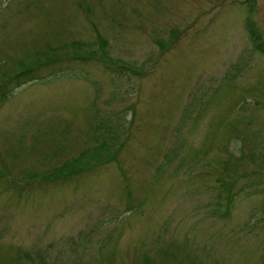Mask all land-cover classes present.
<instances>
[{
	"label": "rangeland",
	"instance_id": "374dc122",
	"mask_svg": "<svg viewBox=\"0 0 264 264\" xmlns=\"http://www.w3.org/2000/svg\"><path fill=\"white\" fill-rule=\"evenodd\" d=\"M250 1L0 0V264H264Z\"/></svg>",
	"mask_w": 264,
	"mask_h": 264
},
{
	"label": "trees",
	"instance_id": "16d2710c",
	"mask_svg": "<svg viewBox=\"0 0 264 264\" xmlns=\"http://www.w3.org/2000/svg\"><path fill=\"white\" fill-rule=\"evenodd\" d=\"M256 7V0H251L250 1V6H249V12H253L254 9ZM250 37L252 38L253 44L255 46V48L261 52V54L264 55V34L263 32L258 29V27L254 24V22L248 18V25H247ZM101 39V37H100ZM101 44L103 45V47L106 45V42L101 40ZM84 45L83 44H78L77 49L75 50V54L76 57H79L81 59H90V58H97L98 55L97 53L93 52H89V53H82V49H83ZM56 51H54L53 55L48 56L44 61L42 60H38L36 61H31V62H24L22 61L20 66H21V71L16 74L15 76H13L8 83L0 85V101L4 102L9 100L12 96H13V92H15L13 89L14 87H9L8 84L10 82H14L16 84V87H20L24 84H27L29 82L38 80V79H42L45 76L41 75V74H37L36 73V68L38 66H40L41 64H47L50 62H53L55 59H57L59 57V54L55 53ZM58 60V59H57ZM64 77H71L67 71H65V73L62 74H54L51 76V78H49V80L47 82H54L56 80H59L61 78ZM85 156V154H83L82 158ZM82 159L79 158V160H77V162L71 164V165H66V166H62L60 168H58L57 170H55V172H53L51 175L48 176V178H58L60 176H66L69 175L71 173H75L76 171L80 170L81 168H83V163L81 162ZM263 192V191H262ZM216 213H220L221 210L220 208H216L215 209ZM227 215V212H224V216ZM262 217L264 219V207H263V213H262Z\"/></svg>",
	"mask_w": 264,
	"mask_h": 264
}]
</instances>
